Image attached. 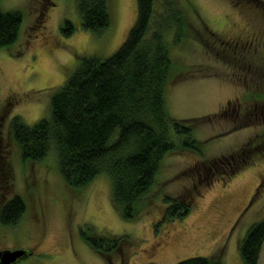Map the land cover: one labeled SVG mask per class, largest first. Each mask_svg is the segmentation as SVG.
Listing matches in <instances>:
<instances>
[{
	"label": "rangeland",
	"instance_id": "obj_1",
	"mask_svg": "<svg viewBox=\"0 0 264 264\" xmlns=\"http://www.w3.org/2000/svg\"><path fill=\"white\" fill-rule=\"evenodd\" d=\"M76 2L0 0L3 10L22 14L16 42L0 48V150L7 154L0 161V205L13 195L26 205L15 224L0 222V250L25 249L14 264H108L85 242L81 231L86 230L127 235L126 264H176L220 250L222 264H243L238 241L264 220V149L255 141L264 132L262 6L246 0L239 5L235 0L181 3L193 29L206 25L214 33L206 34L205 43L194 31L171 46L174 71L165 108L174 119H198L193 136L200 151L167 153L150 188L148 209L127 220L112 205L107 174L85 186H69L53 150L41 160L23 161L10 132L14 116L29 125L49 117L51 96L81 59L109 57L136 18V0H108L110 23L93 32L81 26ZM224 157L226 168L217 166V172L211 160ZM163 194L191 201L188 213L163 219ZM257 264H264V242Z\"/></svg>",
	"mask_w": 264,
	"mask_h": 264
},
{
	"label": "trees",
	"instance_id": "obj_2",
	"mask_svg": "<svg viewBox=\"0 0 264 264\" xmlns=\"http://www.w3.org/2000/svg\"><path fill=\"white\" fill-rule=\"evenodd\" d=\"M76 1L84 29L101 32L108 27V0ZM183 1L158 0V10L156 0H136V18L125 40L107 58L81 59L78 68L51 96L49 117L29 125L14 116L10 132L21 159L38 161L53 150L69 186H85L105 173L111 182L112 205L122 218L133 220L146 211L153 200L150 188L165 155L181 149L200 151L193 136V122L198 119L177 120L165 108L166 87L174 71L171 46L182 44L194 31L205 43L206 34L214 33L206 25L201 31L193 29ZM246 2L264 7L263 0ZM21 21L19 10H3L0 6V48L16 42ZM66 24L72 31L71 23ZM259 97H264V89ZM262 112L264 116V109ZM255 141L264 149V132ZM6 156L0 150V161ZM223 161L211 160L210 165L217 171ZM243 163L240 161L236 168ZM202 165L208 171V164ZM0 177L2 180L1 170ZM1 202L0 222L15 224L25 211L24 199L13 195ZM163 202L166 220L182 218L191 208V201L167 194H163ZM161 223L155 224L156 231ZM81 232L85 242L108 264H115L116 249L120 254L118 264H126L123 245L128 242L127 235ZM263 242L264 220L251 225L238 241L243 264L258 263ZM222 253L193 256L176 264H222Z\"/></svg>",
	"mask_w": 264,
	"mask_h": 264
},
{
	"label": "water",
	"instance_id": "obj_3",
	"mask_svg": "<svg viewBox=\"0 0 264 264\" xmlns=\"http://www.w3.org/2000/svg\"><path fill=\"white\" fill-rule=\"evenodd\" d=\"M26 253L25 249H2L0 250V264H13Z\"/></svg>",
	"mask_w": 264,
	"mask_h": 264
},
{
	"label": "flooded vegetation",
	"instance_id": "obj_4",
	"mask_svg": "<svg viewBox=\"0 0 264 264\" xmlns=\"http://www.w3.org/2000/svg\"><path fill=\"white\" fill-rule=\"evenodd\" d=\"M235 1H236V2H234V3H235L236 5H237V4H238V5L240 4V3H239L240 0H235ZM230 2H232V0H230ZM234 3H232V4L235 5ZM234 7H235V6H234ZM260 10H264V9L261 7ZM223 110H224V112H226V111H225L226 109H223ZM220 114H221V112H220ZM262 114H263V112H262ZM222 115H224V114H222ZM223 159H224L223 164H224V166H225V168H226V157H224ZM217 169H218V168H217ZM15 262H16V261H15ZM15 262H14V263H15ZM14 263H13V264H14Z\"/></svg>",
	"mask_w": 264,
	"mask_h": 264
}]
</instances>
